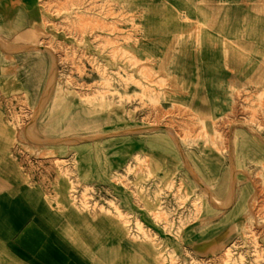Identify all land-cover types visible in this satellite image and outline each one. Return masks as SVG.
<instances>
[{
    "label": "crops",
    "instance_id": "1",
    "mask_svg": "<svg viewBox=\"0 0 264 264\" xmlns=\"http://www.w3.org/2000/svg\"><path fill=\"white\" fill-rule=\"evenodd\" d=\"M39 2L0 0V34H3L5 22L14 24L19 13L24 12L30 26L24 32L29 37L33 27L44 24ZM84 2L82 0L83 11L84 8L107 6L108 13H113L104 19L109 24L117 23L115 13L123 9L128 17L125 23H121V30L140 41V53L136 55L156 60L169 55L172 57L170 73L173 86L177 88L173 92L177 99L172 105L182 109L185 118L221 119L232 112L238 92L246 91L253 98L264 95V0H94L91 5L88 0ZM48 3L52 15L58 0H45V7ZM92 13L95 16L96 10ZM131 18L137 24L136 30L132 28ZM50 22H54L52 17ZM45 30L51 33V26ZM32 37L37 38L31 35L29 39ZM49 38H52L51 34L44 35L45 40ZM1 51L2 91L3 48ZM36 51L39 50L28 52L33 55ZM40 85L35 80L21 84L23 87ZM157 113L160 114V110ZM149 114L154 113L145 109L130 118L111 117L101 132L136 130L77 146L79 181L110 191L109 194L104 192V196L117 201L121 205L119 214L130 220L137 217L147 221L148 213L132 208V201L165 198L155 188L164 182L171 167L178 168L179 162L183 163L182 155L196 174L197 180L189 175L191 181L187 182L191 185L196 183L201 188L212 185L216 182L214 177L224 168L223 160L212 149L190 146L185 149L181 145V155L165 126L139 123ZM111 119L130 122L112 123ZM230 135L236 136V148L231 142V152H235L234 166L237 169L245 166L253 170L264 168V133L254 128L233 126ZM10 136L3 127L1 95L0 264L159 263L156 244L164 243L159 228L145 223V230L156 235L151 240L145 239L134 223L122 222L113 208L100 210L72 206L67 199L64 181L57 182L53 188L48 181L26 179L20 173L17 161L10 156ZM51 146L56 154L67 160V145L40 147ZM136 158L148 159L152 177L127 176L125 182L130 190L116 187L112 177L121 174L128 166L137 167ZM263 179H243L241 182L259 183ZM135 186L142 190H133ZM209 195L211 198L210 192ZM239 195V198H244L246 194ZM215 198L222 199V192H216ZM235 231L241 234L246 231L245 219L237 221ZM175 232L173 229L170 238L173 254L177 252L180 258V251L187 249L197 259L208 260L213 239L211 224L204 221L185 225L177 238ZM219 232L221 244L227 230L220 229Z\"/></svg>",
    "mask_w": 264,
    "mask_h": 264
},
{
    "label": "rangeland",
    "instance_id": "2",
    "mask_svg": "<svg viewBox=\"0 0 264 264\" xmlns=\"http://www.w3.org/2000/svg\"><path fill=\"white\" fill-rule=\"evenodd\" d=\"M39 1L44 24L33 27L29 37L24 32L30 28L24 12L19 13L14 24L5 22L0 34L4 69V88L0 89L3 127L11 135L10 156L17 161L20 173L28 180L48 181L53 188L57 182L64 181L72 206L113 208L122 222L134 223L145 239L156 238L151 230H145V223L159 228L164 243L156 244L158 264H264V168L237 169L235 152H231V142L236 148V136L230 135L233 126L264 133V95L253 98L251 93L238 92L228 116L211 121L189 120L182 109L172 105L177 99L173 96L177 88L170 73L172 57L156 60L136 55L140 53V41L121 30V23L128 17L123 9L115 13L117 23L109 24L104 19L113 13H108L107 6L83 11L82 0H58L51 15L50 3L45 7V0ZM92 1L88 3L91 5ZM93 10H96L95 16ZM50 17L52 24L48 23ZM131 19L136 30L137 24ZM49 26L51 33L45 30ZM22 33L26 34L20 36ZM45 34H51L52 38L45 40ZM31 35L37 38L29 39ZM34 50L39 51L30 55L28 51ZM28 80L41 85L21 86ZM145 109L154 114L139 123L165 126L171 131V140H176L174 144L179 152L181 145L185 149L189 146L212 149L224 165L222 175L214 177L216 182L204 188L187 182L191 181L189 175L197 180L193 169L194 174L181 162L178 168L171 167L164 182L155 188L165 198L132 201V208L148 213L147 221L120 215L121 205L104 196V192L110 191L102 186L82 184L77 176L78 145L136 130L101 132L109 118L116 115L130 118ZM111 122L130 121L111 119ZM79 136L84 138L76 144L57 143L60 139ZM54 144L67 145L66 161L55 153L53 146L40 147ZM136 165L112 177L116 187L130 190L125 182L127 176L152 177L148 159L136 158ZM243 179L263 180L242 183ZM133 190L142 189L135 186ZM216 192H222L223 198H215ZM238 193L246 195L239 198ZM242 219L246 229L243 234L235 231V224ZM204 221L211 224L213 234L208 260L197 259L187 249L180 251V258L177 252L173 254L170 247L173 229L177 238L185 225ZM220 229L227 230L221 244Z\"/></svg>",
    "mask_w": 264,
    "mask_h": 264
},
{
    "label": "bare ground",
    "instance_id": "3",
    "mask_svg": "<svg viewBox=\"0 0 264 264\" xmlns=\"http://www.w3.org/2000/svg\"><path fill=\"white\" fill-rule=\"evenodd\" d=\"M41 46V45H40ZM40 46H36V47H40ZM170 131V130H169ZM171 132V131H170ZM84 137H73V138H66V139H60V140H57V143H71V144H76V143H79L83 140ZM176 141V140H175ZM174 141V142H175ZM181 152V151H180ZM182 162H183V165L184 167L192 174H194L192 168L189 166L188 162H187V159L182 156ZM195 176V175H194ZM199 182V181H198ZM202 186V185H201ZM207 193V192H206ZM212 202V201H211ZM215 202V201H214ZM213 203V202H212ZM228 207V206H227ZM227 209V208H226Z\"/></svg>",
    "mask_w": 264,
    "mask_h": 264
}]
</instances>
